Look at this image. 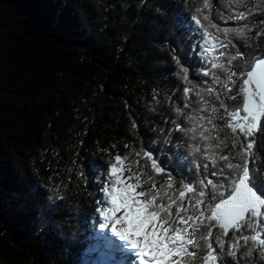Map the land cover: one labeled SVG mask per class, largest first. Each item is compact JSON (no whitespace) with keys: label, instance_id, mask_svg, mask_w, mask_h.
<instances>
[{"label":"trees","instance_id":"trees-1","mask_svg":"<svg viewBox=\"0 0 264 264\" xmlns=\"http://www.w3.org/2000/svg\"><path fill=\"white\" fill-rule=\"evenodd\" d=\"M201 3L0 0V264H105L104 250L89 251L103 231L92 217L116 155L138 172L148 162L135 153L152 149L177 186L193 179L188 137L167 133L187 86L174 57L193 83L209 79L193 48ZM225 4L212 0L211 18L235 27L220 19ZM233 43L264 52V36Z\"/></svg>","mask_w":264,"mask_h":264},{"label":"snow or ice","instance_id":"snow-or-ice-1","mask_svg":"<svg viewBox=\"0 0 264 264\" xmlns=\"http://www.w3.org/2000/svg\"><path fill=\"white\" fill-rule=\"evenodd\" d=\"M212 6L202 0L191 17L202 30L193 45L204 65L196 76L209 79L193 83L174 57L187 86L167 135L188 137L193 179L177 186L174 169L152 149L135 153L148 162L138 172L128 157L116 155L92 217L106 231L93 235L89 251L104 250L105 264H264V160L256 148L258 139L264 143V52L233 43L264 36L252 19L264 15V0H226L230 14L220 19L238 22L235 27L215 23Z\"/></svg>","mask_w":264,"mask_h":264},{"label":"rangeland","instance_id":"rangeland-1","mask_svg":"<svg viewBox=\"0 0 264 264\" xmlns=\"http://www.w3.org/2000/svg\"><path fill=\"white\" fill-rule=\"evenodd\" d=\"M103 231H106V230H103ZM103 231H102V232H103ZM109 235H112V234H111V233H109Z\"/></svg>","mask_w":264,"mask_h":264}]
</instances>
